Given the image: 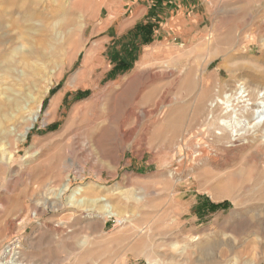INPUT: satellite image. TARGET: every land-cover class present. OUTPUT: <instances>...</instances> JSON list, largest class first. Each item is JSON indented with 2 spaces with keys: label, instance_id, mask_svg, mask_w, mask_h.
<instances>
[{
  "label": "rangeland",
  "instance_id": "1",
  "mask_svg": "<svg viewBox=\"0 0 264 264\" xmlns=\"http://www.w3.org/2000/svg\"><path fill=\"white\" fill-rule=\"evenodd\" d=\"M60 17L70 28L57 32L63 48L54 55L57 41L37 42L53 63L23 91L48 87L37 121L20 140L30 116L23 99L0 136V264H12L2 255L9 246L23 264H264V126L219 140L208 110L195 113L235 87L263 92L264 0H0V30L11 38L30 24L54 35ZM148 23L151 40L135 42L130 67L116 69L123 38ZM181 50L188 55L177 59ZM146 52L154 55L141 73L161 76L154 98L167 94L178 107L162 125L135 119L152 104L139 97L148 80L131 81ZM194 58L199 81L181 104L169 82ZM73 77L82 84L71 87ZM79 103L87 105L75 110ZM77 187L80 202L69 198ZM107 208L117 215L106 217Z\"/></svg>",
  "mask_w": 264,
  "mask_h": 264
},
{
  "label": "bare ground",
  "instance_id": "2",
  "mask_svg": "<svg viewBox=\"0 0 264 264\" xmlns=\"http://www.w3.org/2000/svg\"><path fill=\"white\" fill-rule=\"evenodd\" d=\"M20 6H22V4ZM22 8H23V6H22ZM29 9H32V8L30 7V8H28V10ZM29 12H30V10H29ZM34 12H37V11H35V9H34L32 12H30L29 15H31V17H29V19H27V21L28 20L31 21V19L34 18V14H33ZM5 14H7V13H5ZM39 16H40V18L46 17L45 15H42L40 12H39ZM69 19H67V21ZM63 21H64V17H60L57 20H55V22H53L51 24L52 28L54 27V30H55L54 35L47 34L48 28L45 25L42 28L41 27L40 28L39 27L38 28L33 27L34 25H32V24H30V26L25 27L23 30L20 31V33H21V35H19L20 37L18 36L19 37L18 39H20V41H21V42L19 41L21 43V46L24 47L23 49L15 46L18 39L11 38V36H9L7 33L8 32L7 29H5V30H7V32L4 30L3 31L0 30L1 32H3L0 34V82L8 85V86L2 88V86L0 84V136L1 137H3V135L6 134L5 125H7V123L10 121H15L16 117H20L21 114L23 113V109L20 107L21 101L23 99H27V101L29 103L28 113L30 116L26 120V122H25V124L21 130V137L19 138L20 140L25 139L28 131L31 129L33 124L37 121L38 112L41 109L43 98H44L45 94L48 92V87L45 83L43 85H41L40 87L37 85L36 87H38V88L33 93H30V95H28V96L26 95V93H23V91L25 89V86H31L32 85L31 82L32 81L35 82L34 80L37 77H40L41 75L44 76V74H46V73H44L46 71L45 69L48 68L50 63L51 64L53 63L49 59H48L49 60L48 61L47 60L48 57L41 50H39V48L37 47L39 45V42L41 43L40 46H42V49H46L47 48L46 46L48 45V41H50V40H55V42L57 41L59 44L57 43V46H55L53 48V50L51 48V52H50L51 54H54V55L57 54V52H59L63 48V45H64V43H62L63 41L60 42L61 40L59 38H56L57 32L59 34L61 33L63 35H67L66 33L69 32V30H70V28L68 29V27H67V23L64 24ZM74 22H75L76 27L74 26L73 28H76L75 30L80 31L82 23L79 21L78 18ZM71 25H72V23H71ZM73 25H74V23H73ZM48 26H50V24H48ZM0 28L3 29L1 27V25H0ZM11 30L12 29H10V32H11ZM30 31L37 32V37L36 36L34 37L33 34L28 33ZM47 37H49V38H47ZM46 38L48 39L47 41H46ZM63 38H64V36H63ZM65 41H67V40L65 39ZM37 42H38V45H37ZM50 43H51V41H50ZM50 45H52V44H50ZM21 46H19V47H21ZM161 47H163V46H161ZM185 51L186 50L179 51V53H177V59H181L184 56L186 58L188 54ZM167 54H169V53H167ZM153 55H154V52H146L144 54V57L142 58V60L137 62L136 66H135V70L132 73V80H131L132 84L133 83L136 84L137 82L142 80V77H144V79L146 78L148 80L147 81L148 83L146 85V87H149L148 90H146L145 93H143L144 92L143 91L142 92L143 96H139V97H141L143 100H145V99L148 100V98H150L149 101L152 100V104L149 106V108L142 109V110L140 109L141 111L139 112V116H135L136 117L135 119H137V120L152 119V121H150V122L153 125H156V124L162 125V124H164L163 122L165 120H167V119L169 121L172 120V117H173L172 112L174 111L175 108H178V107H172L175 102L173 103L171 100H169L171 96L168 97L167 94H162L159 97V99L154 98L155 97L154 94L156 91V83H157V80L161 77L158 73H151L150 71H147V72L143 71L141 73L142 69L146 68L148 66V64L151 62ZM52 56H50L51 59H52ZM174 58L176 59V57H174ZM70 59H72V57ZM72 60L71 61L69 60L70 63L72 62ZM55 61L56 62L54 63L55 64L54 67L55 68L57 67V69H56L54 77H56L58 79L63 74V72H62L63 66L59 65L62 63V62L59 63L58 62L59 60H55ZM188 61H189L188 66H185L184 68L182 67L179 74L174 76L173 79H171V81L169 82V84L174 83V85L176 84V86H178V88L177 87L176 88H177V91L179 90V92H180V95H179L180 97L178 99L181 102V104H183L185 102V99L192 93V87L194 86V82L199 81V78H198L199 76L196 73V70H197L196 66L198 63V62H196L197 60L194 58V59H191V61H190V59ZM17 68L22 69V73L20 75H18V77H17L18 79H16L14 74H13L14 71H16L15 69H17ZM166 72L168 74L167 70H166ZM169 73L172 74L171 72H169ZM142 74H143V76H142ZM167 74H166V76H167ZM79 79L80 78H74V77L71 78L69 80V85L71 87L80 86L82 83ZM203 82H205V81L203 80ZM142 85H143V83H142ZM115 88L117 89V87H114V89ZM120 88H118V90ZM116 89H115V91H116ZM138 91H136V92H138ZM140 92H141V90H140ZM204 92H206V91L204 90ZM17 93H19V94L17 95ZM22 93H23V96H21ZM259 93L260 92L256 89V86H253V87L246 86L245 87L243 85L242 87H235L233 89V91H230V93H228V94L226 93L223 96H216L213 100L208 101L206 104H204L203 102H200V104H197V107L195 109V113L201 115V113L202 114L205 113L206 109L208 110V112L214 118L213 120L216 122V126L220 130L219 133L217 132V136H216L219 140H224L226 137H229V135L231 137H233V139H235V140L240 139L241 137H245L246 135H248L250 133H253V132L255 133L256 131L260 130L262 128V126H264V101L260 100L264 97V90L261 93V95ZM205 94L206 93H204V95ZM110 96H112V95L110 94ZM117 96H119V95H117ZM183 98H185V99H183ZM133 99H132V101L135 100V99L134 100ZM174 99H175V97H174ZM57 100H58V98L55 97L52 100V103L50 105L51 110H49V112L51 111L50 116H52V117H53V114H52L53 109L58 104ZM97 100H98V98H97ZM258 100H260V101H258ZM119 101H121L120 98H119ZM97 102L98 101H93V105H97ZM120 104L121 103H118V105H120ZM123 104H125V103H123ZM165 104L168 106L166 113H164V111L161 110L162 105L164 106ZM86 105L87 104L79 103L77 106H75V110L76 109L78 110V109H80L81 106L84 107ZM182 106H184V105H182ZM15 112H17V114H15V116H13V117H10V113H15ZM133 112H136V111H133ZM213 112H217V113H215V115H213ZM163 114H164V117H163ZM134 115H135V113H134ZM161 117H163V118L160 120ZM122 121L124 122V120H122ZM126 123H127V121H126ZM121 125H123V124H121ZM121 130L123 132V129H121ZM123 135H126L128 137V131L127 132L124 131ZM62 188L60 190L65 189L66 185H64L63 189ZM80 190H81L80 187H77V188L72 190L74 192L71 193V195L69 196L71 201H74V202L82 201V199H80V198L79 199L75 198V195ZM104 206H106V205H104ZM105 215H106V217H112V216H116L117 214H115L112 210L107 208V209H105ZM19 254L20 253L17 249L9 246V249L4 250L2 255L4 256V258L9 256V258L12 259V262H11L12 264H23L22 260H20ZM7 263L8 262L5 261L2 264H7Z\"/></svg>",
  "mask_w": 264,
  "mask_h": 264
},
{
  "label": "trees",
  "instance_id": "3",
  "mask_svg": "<svg viewBox=\"0 0 264 264\" xmlns=\"http://www.w3.org/2000/svg\"><path fill=\"white\" fill-rule=\"evenodd\" d=\"M153 31V25L151 23L145 25H138L132 31H130L123 39V57L116 65L118 70H126L130 67L131 62L135 59L136 49L135 42L139 44H146L151 40V33ZM116 56L113 60H116Z\"/></svg>",
  "mask_w": 264,
  "mask_h": 264
}]
</instances>
